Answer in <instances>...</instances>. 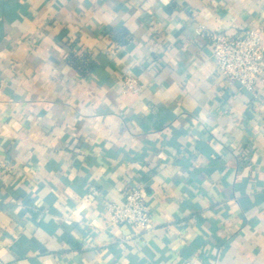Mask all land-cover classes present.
<instances>
[{
    "label": "crops",
    "instance_id": "0c3cea01",
    "mask_svg": "<svg viewBox=\"0 0 264 264\" xmlns=\"http://www.w3.org/2000/svg\"><path fill=\"white\" fill-rule=\"evenodd\" d=\"M131 3L118 6L134 17L131 24L94 28L81 22L88 0L83 8L72 0H0V78L11 74L45 117L27 151L11 137L0 145V160L9 166L0 176V233L10 236L6 220L19 225L14 251L28 264H264V57L261 80L249 91L217 75L210 48L212 34L236 36L248 28L260 29L264 48V20L255 11L236 13L232 0ZM178 11L191 23L173 19ZM194 12L207 15L198 22ZM41 32L68 49L104 39L127 52L74 60L78 83L63 93L42 57L40 64L24 58L41 50ZM140 43L152 50L143 64H133L125 56ZM127 73L149 93L150 110L126 115L116 141L101 135L113 115L103 106L94 115L104 119L91 126L71 123L105 84L107 99L118 96ZM152 80L159 85L149 87ZM158 86L166 91L156 97ZM127 93L131 100L143 94ZM4 96L18 98L11 86ZM50 109L68 121L58 139L60 125L47 121ZM202 113L210 126L197 129ZM131 185L143 188L149 229L109 221L104 202H120Z\"/></svg>",
    "mask_w": 264,
    "mask_h": 264
},
{
    "label": "clouds",
    "instance_id": "9594fccd",
    "mask_svg": "<svg viewBox=\"0 0 264 264\" xmlns=\"http://www.w3.org/2000/svg\"><path fill=\"white\" fill-rule=\"evenodd\" d=\"M57 0H53L56 3ZM60 4L67 5L69 0H58ZM91 4V8L85 9V18L81 21L82 23L91 24L94 28L102 25H111L113 28L121 22L131 24L134 17L129 16L126 11L119 9V5L124 3V0H88ZM170 0H162V3L168 4ZM74 6L78 4L79 7L83 8L85 0H72ZM155 0H148L144 3L143 0H132V3L128 7L135 5H142L144 8H149ZM191 3V0H189ZM233 7L236 13L241 16L244 14L251 15L252 12L260 14V18L264 20V0H232ZM195 7V5H193ZM114 9H116L114 11ZM187 10V9H185ZM244 10V11H241ZM207 14L204 12H194L192 19L201 21ZM235 15V13H234ZM173 19H179L181 23L189 22L191 20L188 16L184 15L183 11H178ZM207 22V21H204ZM230 23H234L231 17L229 18ZM178 26V25H177ZM201 23H197L196 30L199 31ZM133 32L136 33V40H141V34L137 32L136 28L133 27ZM231 32H229V35ZM52 35L44 36L43 32L40 33L39 38L43 41L41 50L34 53L31 57L25 55V59H28L32 64H40V58L44 60V67L48 70V75L55 77L56 83L61 87V92L67 93V90L74 88L78 83L77 72L80 69L76 68L74 60H83L89 52L96 54L100 51L106 54H111L113 57L116 56L117 52H127L126 49L119 48L117 45L112 44L111 40L101 39L100 41L82 42L79 51L74 49H68L63 46H57L52 39ZM73 39L75 36L73 35ZM136 43V41H134ZM31 47V46H30ZM15 54V45H13ZM141 48H144V52H141ZM152 49L144 43H140L139 46L135 47L133 53H129L125 56V59L132 58L133 64H143L146 58V54ZM220 58L223 56V52L218 54ZM95 55H93V59ZM55 60V64L53 63ZM4 69V63L0 62V70ZM187 73H185V76ZM184 79V77H181ZM151 84L159 85V81H150ZM179 84V81L177 82ZM18 81L13 79L11 74L6 73L4 78H0V145L4 141H7L9 137L20 142V148L27 151V149L33 147L32 141L34 139L33 129L37 126L38 122L45 119L38 114V109L33 107L30 93H27L17 87ZM11 86L12 91L17 93V99H11L4 96V92ZM108 85L105 84L104 90L99 92L97 95H89V97L80 105V112L73 113L71 115V123L75 124L78 121H87L86 127L91 126L92 121H96L98 118L94 115L97 109L102 106L108 111L112 112L113 115L106 118L105 128L106 130L101 133L102 137L107 136L110 140L116 141L117 130L121 127V120L134 111L136 113L144 112L147 113L150 108L148 104H145V98L149 97V93L144 87L137 89L138 93L135 100L128 98L129 93L124 92L123 89H119V95L112 97L111 100L106 98V95L110 92ZM166 90L163 87L157 88L156 97H159ZM59 94V93H58ZM153 105H155V98H151ZM113 103L117 106L113 108ZM87 105V107L85 106ZM89 113H92L91 115ZM47 121L51 125H60L54 129L53 135L58 139L59 135L62 134L63 128L68 127V121L65 119L61 121L60 117L56 116V110L50 109L47 114ZM115 121L113 127H108L109 124ZM210 126L207 113H202L199 117L195 127L202 129V127ZM124 138H120L119 142H123ZM31 155V153H29ZM71 195V193H69ZM19 208L16 209L19 212ZM4 228H6L10 236L5 238L0 233V264H28V260H19L14 251V245L18 238L19 225L12 224L8 225L7 220L5 221ZM16 228L17 231H13ZM31 255V254H30Z\"/></svg>",
    "mask_w": 264,
    "mask_h": 264
},
{
    "label": "built area",
    "instance_id": "2783aa9c",
    "mask_svg": "<svg viewBox=\"0 0 264 264\" xmlns=\"http://www.w3.org/2000/svg\"><path fill=\"white\" fill-rule=\"evenodd\" d=\"M201 34L200 27L199 31L196 30V35ZM210 48L219 77L249 91L256 89L261 80L264 57L260 29L248 28L236 36L214 33L211 35ZM220 52H223L222 58L218 56ZM122 85L124 92L133 93H138L137 89L143 87L139 80L129 73L124 76ZM8 168L9 166L0 160V176ZM92 193L95 194L96 191L93 189ZM104 207L112 224H126L143 230L151 227V212L140 185L127 187L120 202L107 200Z\"/></svg>",
    "mask_w": 264,
    "mask_h": 264
}]
</instances>
